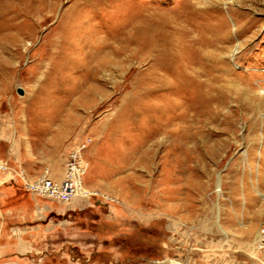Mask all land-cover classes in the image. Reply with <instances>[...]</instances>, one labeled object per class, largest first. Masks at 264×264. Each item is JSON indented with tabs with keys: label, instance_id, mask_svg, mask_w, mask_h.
Masks as SVG:
<instances>
[{
	"label": "rangeland",
	"instance_id": "374dc122",
	"mask_svg": "<svg viewBox=\"0 0 264 264\" xmlns=\"http://www.w3.org/2000/svg\"><path fill=\"white\" fill-rule=\"evenodd\" d=\"M6 2L0 264H264V0ZM187 41L226 66L207 117ZM80 142L91 196L34 192Z\"/></svg>",
	"mask_w": 264,
	"mask_h": 264
},
{
	"label": "bare ground",
	"instance_id": "6f19581e",
	"mask_svg": "<svg viewBox=\"0 0 264 264\" xmlns=\"http://www.w3.org/2000/svg\"><path fill=\"white\" fill-rule=\"evenodd\" d=\"M9 2H10V0H9ZM13 4H14V6L12 8L19 7L20 0H13ZM8 6L9 5L7 4L6 0H0V15H1L0 18L1 19H4L3 17L5 16V13L7 12L6 9H8ZM9 9H11V8H9ZM217 29L220 33V37L217 39L218 42L225 41L226 35H225V33H223L224 32L223 31L224 22L222 20H220V24L218 25ZM188 43L192 47L197 45L193 41H189ZM171 46L172 45L169 44L168 49H165V50L169 51ZM197 46H198V54L194 58L196 60L197 64H194V62L192 60H190L187 64H184V65L182 64L181 66H182V70H183V73H182L183 78H184L183 81L186 83L184 85L187 86L186 88H188V85L191 86L190 83L193 85L192 89H193V94L195 95V97L193 99H195V101H197V102L199 101V103H200V106H199L200 112H197V114H194V113L193 114L195 117L200 118V117H205V115L207 117L209 112L206 113V111L210 107H213V105L216 107V110H219V109H221V106L223 105L222 103H224L222 97L219 96L220 88H218V85H217V82H218L217 78L218 77H216L214 74L217 72V70H220V68L222 66L224 67L225 63L222 62V60L219 59V57L217 56V53H216L217 49H216V46L214 47L213 43H202V44L197 45ZM192 47H191V49H192ZM237 50H238V46L235 47L231 51L229 58L233 57L235 51H237ZM219 63L221 64V66L217 69L216 67H217V65H219ZM158 70H159L158 68H154V71L157 72ZM155 92L156 91L153 90L152 96H154ZM174 120H177V119H173V121ZM200 121H199V123H200ZM134 126H136V125L134 124ZM145 144H146V142L144 143V142H141V140H138L137 141V149L138 150L135 153L138 154V156L140 158L145 159L146 162L149 163L148 161L150 159L151 151L150 150H148V151L143 150L144 149L143 147L146 146ZM43 178H45V177H42L41 179H43ZM29 186H33V188H35V190L38 191L37 184L29 185ZM217 187H218V184H217ZM83 188L84 187L81 184L80 190L74 196V198L84 199L90 195V192L84 191ZM176 192L178 193V189H175V193ZM170 193H172V191H170ZM36 214H38V212H36ZM173 216H171V217H173ZM47 236L51 237V234L49 233ZM257 240H258V243H260L262 241V236L260 234L258 235ZM20 248H21V246H19V249Z\"/></svg>",
	"mask_w": 264,
	"mask_h": 264
},
{
	"label": "built area",
	"instance_id": "2783aa9c",
	"mask_svg": "<svg viewBox=\"0 0 264 264\" xmlns=\"http://www.w3.org/2000/svg\"><path fill=\"white\" fill-rule=\"evenodd\" d=\"M85 148V143L80 142L69 152L61 181H53L47 178L40 179L35 182L38 191L32 187L33 191L60 203H69L78 193L82 184V177L86 170L83 160Z\"/></svg>",
	"mask_w": 264,
	"mask_h": 264
},
{
	"label": "water",
	"instance_id": "95a60500",
	"mask_svg": "<svg viewBox=\"0 0 264 264\" xmlns=\"http://www.w3.org/2000/svg\"><path fill=\"white\" fill-rule=\"evenodd\" d=\"M18 94H19V95H21V94H22V92H21L20 90H18Z\"/></svg>",
	"mask_w": 264,
	"mask_h": 264
}]
</instances>
